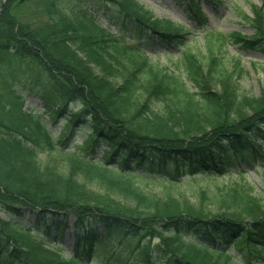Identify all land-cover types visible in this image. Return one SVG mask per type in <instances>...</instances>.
I'll return each mask as SVG.
<instances>
[{
    "label": "trees",
    "instance_id": "trees-1",
    "mask_svg": "<svg viewBox=\"0 0 264 264\" xmlns=\"http://www.w3.org/2000/svg\"><path fill=\"white\" fill-rule=\"evenodd\" d=\"M202 1L181 2L205 27ZM0 2V264H264V188L254 197L243 177V166L258 162L264 184V98L253 105L237 93L212 50L225 36L208 35L206 57L187 49L183 23L155 18L135 0ZM31 9L40 25L22 19ZM247 19L258 33L231 36L264 52L262 14ZM157 48H183L174 72L150 59ZM91 49L96 63L119 67L106 76L120 81L81 73L78 53ZM6 70L27 80L38 105L26 106ZM210 84L222 92L212 95ZM233 170L241 184L206 191L204 205L173 194L186 177L211 181ZM137 182L167 187L158 195ZM211 201L217 214L205 206Z\"/></svg>",
    "mask_w": 264,
    "mask_h": 264
},
{
    "label": "rangeland",
    "instance_id": "rangeland-1",
    "mask_svg": "<svg viewBox=\"0 0 264 264\" xmlns=\"http://www.w3.org/2000/svg\"><path fill=\"white\" fill-rule=\"evenodd\" d=\"M135 1H137L145 9V11L153 13L155 18H168L177 23H183L189 32L187 35V49L192 50L199 55L207 57L210 53V46L207 44V37L209 34L213 33L212 35H214V39L221 37V35L225 36L226 41L224 45L213 44L212 50H214L215 53L223 59V63L226 65L231 74H234L233 78L236 80V86L234 87L237 90V93L244 96V98L249 100L253 105L257 101L264 98V52L257 49L246 50L243 48L240 40L231 36L233 34H238L241 37H252L258 33L257 28L253 26L247 17L251 19L256 18L257 12L259 11L264 18L263 0H203L201 4V12L205 19H207L205 27H201L197 20L192 17V14L187 10L185 4L181 2L182 0ZM39 16L40 15H38L37 9H31L22 19L40 25L41 21L39 20L42 19H40ZM43 20L48 21V18L45 16ZM100 22L106 25L105 20L101 19ZM136 43L137 42H135V44ZM138 43H142V40H139ZM181 49L183 48L172 50L157 48L154 51L147 50V52L150 59L154 63L174 72L176 70L175 64L181 59ZM97 55L99 54L93 49L78 53L81 63L78 62L76 65L81 70V73L86 76L96 74L100 78L96 79L101 82H103V80L115 82L120 81L119 74H117L119 75L117 78L115 76L107 78L106 76L110 72L109 69L117 71L119 70V67L109 61H97L96 63L95 60L98 58ZM118 72H120L121 75L125 73L124 69H120ZM181 72L182 71L177 72V74L181 75L183 79H186L185 74ZM5 74L8 78L10 75H15V77L18 78V81L20 82L19 86H21V89L27 99V107L39 104L38 99L31 94L30 89H24L22 87V85H29L26 79L21 78L18 74H10L8 70L5 71ZM186 85L191 91H197L192 83L186 81ZM210 90L212 95H217L222 92L221 89L215 87V85H212ZM141 103L144 102L142 101ZM262 106H264V104ZM150 108L156 113H163L165 111V104L162 101L153 100L150 103ZM39 110L41 111L42 109L39 108ZM251 113H253V111H250L249 114ZM80 137H82V135H78L75 141H78ZM101 155V150H98L96 156ZM243 171L245 172V181L253 188L254 197L261 196L264 188L262 179L263 170L261 164L257 162L255 167L251 168L243 166ZM232 172L234 174L231 177L221 176V178L211 181L200 176H197L196 178L186 177V180L181 185H177L173 188V194L179 198L182 196L189 198L194 205H200L201 203L204 205V201L201 200V194L206 193V191H208L209 194H214L217 191V186L222 188L230 187L232 185L230 180L234 181L236 184H241L242 181L239 180V175L235 174L234 170ZM137 184L138 186L146 188H141L142 190L154 192L158 195H163L166 189L165 187H167L158 183L149 184V186L140 182H137ZM91 188L98 194L101 192L103 194H108L109 198L114 201L117 200V202H121L124 200L121 196L113 192L106 193L107 191L105 189L102 190L95 184L93 186L91 185ZM205 206L214 214H217L220 209L219 205L217 203H213L212 201L205 202ZM0 216L4 217V214L0 213ZM69 232H66L64 242L60 245V248L64 253V257L67 258L70 256L73 243ZM31 249L36 252L51 251L45 246H33ZM179 249H181V247H179ZM231 253L234 257H239V255L234 251H231ZM238 264L244 263L239 262Z\"/></svg>",
    "mask_w": 264,
    "mask_h": 264
}]
</instances>
